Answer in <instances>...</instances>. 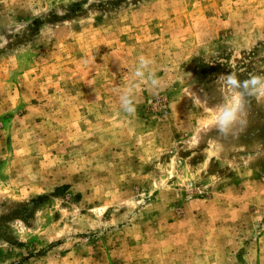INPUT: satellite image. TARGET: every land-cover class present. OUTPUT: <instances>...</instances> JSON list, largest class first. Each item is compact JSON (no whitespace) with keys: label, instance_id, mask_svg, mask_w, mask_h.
<instances>
[{"label":"rangeland","instance_id":"obj_1","mask_svg":"<svg viewBox=\"0 0 264 264\" xmlns=\"http://www.w3.org/2000/svg\"><path fill=\"white\" fill-rule=\"evenodd\" d=\"M0 264H264V0H0Z\"/></svg>","mask_w":264,"mask_h":264},{"label":"clouds","instance_id":"obj_2","mask_svg":"<svg viewBox=\"0 0 264 264\" xmlns=\"http://www.w3.org/2000/svg\"><path fill=\"white\" fill-rule=\"evenodd\" d=\"M141 59H143V58H141Z\"/></svg>","mask_w":264,"mask_h":264}]
</instances>
